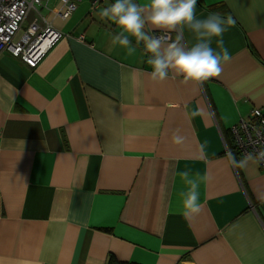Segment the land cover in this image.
I'll return each mask as SVG.
<instances>
[{
    "label": "crops",
    "instance_id": "crops-1",
    "mask_svg": "<svg viewBox=\"0 0 264 264\" xmlns=\"http://www.w3.org/2000/svg\"><path fill=\"white\" fill-rule=\"evenodd\" d=\"M96 1L68 17L65 0L30 11L28 27L62 35L35 68L0 52V264H264V171L226 155L242 158L232 128L264 108V0H197L198 17L236 22L231 61L202 86L152 80L143 43L130 36L128 55L98 16L114 0ZM184 170L210 177L195 218Z\"/></svg>",
    "mask_w": 264,
    "mask_h": 264
},
{
    "label": "clouds",
    "instance_id": "clouds-1",
    "mask_svg": "<svg viewBox=\"0 0 264 264\" xmlns=\"http://www.w3.org/2000/svg\"><path fill=\"white\" fill-rule=\"evenodd\" d=\"M196 5L197 0H147L146 4L137 0H114L101 8L98 16L118 25L121 31L114 35L112 42L127 48L128 55L136 51L130 36L135 38L138 45L143 43L144 50L151 54L147 63L152 66V80L164 82L171 73L172 78L182 76L185 81L202 86L210 78L219 77L223 66L231 61V54L224 46L223 34L236 22L230 15L225 18L219 12L200 18L196 14ZM146 25L150 26L151 31L145 30ZM186 29L195 37L196 42L191 46L184 41ZM156 30L176 32V39L169 41L164 35L156 36ZM214 38L216 48L212 46ZM202 112V109L193 110L191 116L202 115ZM183 140L177 130L173 134V141L181 144ZM226 155L232 167L237 169H246L249 162H264V151L257 155L244 153L239 160L231 151ZM179 176L187 186V190L181 193L184 216L195 218L202 209L200 184L210 177H193L189 170L179 172Z\"/></svg>",
    "mask_w": 264,
    "mask_h": 264
},
{
    "label": "built area",
    "instance_id": "built-area-1",
    "mask_svg": "<svg viewBox=\"0 0 264 264\" xmlns=\"http://www.w3.org/2000/svg\"><path fill=\"white\" fill-rule=\"evenodd\" d=\"M79 0H65L68 17ZM99 1V0H98ZM96 1V2H98ZM41 0H0V52L8 51L35 68L49 50L61 39V33L47 27L42 29L33 22L21 35L23 25L30 11L40 5ZM164 35L171 41L169 33ZM236 145L243 154L253 152L257 155L264 151V108H254L246 118L232 128ZM264 171V162L259 163Z\"/></svg>",
    "mask_w": 264,
    "mask_h": 264
},
{
    "label": "trees",
    "instance_id": "trees-1",
    "mask_svg": "<svg viewBox=\"0 0 264 264\" xmlns=\"http://www.w3.org/2000/svg\"><path fill=\"white\" fill-rule=\"evenodd\" d=\"M237 147V146H236ZM236 147H234V150L236 149ZM236 152L238 151L239 153H240V151H239V149L237 148L236 150H235ZM237 152V153H238ZM106 264H125V263H121V262H119L116 258H115V256H113V255H110L109 257H108V259H107V263Z\"/></svg>",
    "mask_w": 264,
    "mask_h": 264
},
{
    "label": "rangeland",
    "instance_id": "rangeland-1",
    "mask_svg": "<svg viewBox=\"0 0 264 264\" xmlns=\"http://www.w3.org/2000/svg\"><path fill=\"white\" fill-rule=\"evenodd\" d=\"M27 27H28V23H25V24H24V27H23V30H22V32H21V35L24 34V33L26 32Z\"/></svg>",
    "mask_w": 264,
    "mask_h": 264
},
{
    "label": "snow or ice",
    "instance_id": "snow-or-ice-1",
    "mask_svg": "<svg viewBox=\"0 0 264 264\" xmlns=\"http://www.w3.org/2000/svg\"><path fill=\"white\" fill-rule=\"evenodd\" d=\"M0 31H2V30H0Z\"/></svg>",
    "mask_w": 264,
    "mask_h": 264
}]
</instances>
